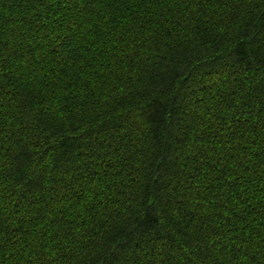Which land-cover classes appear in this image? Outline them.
Here are the masks:
<instances>
[{
  "label": "trees",
  "instance_id": "obj_1",
  "mask_svg": "<svg viewBox=\"0 0 264 264\" xmlns=\"http://www.w3.org/2000/svg\"><path fill=\"white\" fill-rule=\"evenodd\" d=\"M0 264H264V0H0Z\"/></svg>",
  "mask_w": 264,
  "mask_h": 264
}]
</instances>
